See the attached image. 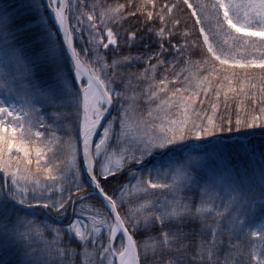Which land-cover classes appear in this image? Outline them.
Here are the masks:
<instances>
[{
  "label": "snow or ice",
  "instance_id": "6c2138e0",
  "mask_svg": "<svg viewBox=\"0 0 264 264\" xmlns=\"http://www.w3.org/2000/svg\"><path fill=\"white\" fill-rule=\"evenodd\" d=\"M0 264H264V0H0Z\"/></svg>",
  "mask_w": 264,
  "mask_h": 264
},
{
  "label": "trees",
  "instance_id": "16d2710c",
  "mask_svg": "<svg viewBox=\"0 0 264 264\" xmlns=\"http://www.w3.org/2000/svg\"><path fill=\"white\" fill-rule=\"evenodd\" d=\"M87 2H88V3H91V2H93V0H87ZM107 2H108V3H114L115 0H107ZM119 2L124 3L125 0H119ZM184 15H185V17H187V12H185ZM189 24H191V21H190V20H189ZM85 35H87V34L85 33ZM145 39H148V38L145 37ZM149 50H150V49H147V48H145V49H139V47L137 46V47H134V48L131 50V54H132V55H136L138 51H149ZM124 54H128V50L125 49V50H124ZM195 58H196V57H194V59H195ZM141 67H142L141 65H135V66L131 69V71H137V70H139ZM220 111H221V113L224 112V108H223V106H221Z\"/></svg>",
  "mask_w": 264,
  "mask_h": 264
},
{
  "label": "rangeland",
  "instance_id": "374dc122",
  "mask_svg": "<svg viewBox=\"0 0 264 264\" xmlns=\"http://www.w3.org/2000/svg\"><path fill=\"white\" fill-rule=\"evenodd\" d=\"M87 34V33H86ZM113 114H115V113H113Z\"/></svg>",
  "mask_w": 264,
  "mask_h": 264
}]
</instances>
